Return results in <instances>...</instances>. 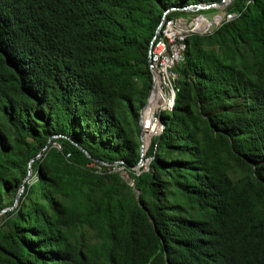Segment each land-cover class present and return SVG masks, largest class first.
I'll use <instances>...</instances> for the list:
<instances>
[{
  "label": "trees",
  "instance_id": "16d2710c",
  "mask_svg": "<svg viewBox=\"0 0 264 264\" xmlns=\"http://www.w3.org/2000/svg\"><path fill=\"white\" fill-rule=\"evenodd\" d=\"M220 1L0 0V264H264V0L187 36L135 169L165 12Z\"/></svg>",
  "mask_w": 264,
  "mask_h": 264
},
{
  "label": "built area",
  "instance_id": "2783aa9c",
  "mask_svg": "<svg viewBox=\"0 0 264 264\" xmlns=\"http://www.w3.org/2000/svg\"><path fill=\"white\" fill-rule=\"evenodd\" d=\"M235 15V13L229 14L228 18H232ZM184 20V17H176L173 19H167L165 17L162 29L151 46L150 57L152 61L150 62V68L152 72L155 71L158 77L162 79V85L165 87V90L167 88L169 90L166 91L168 100L164 108L165 110H172L174 108L176 93L178 91V88L174 85V79L177 77L174 67L183 59V54L187 48L186 38L193 32L192 29L194 28L193 24L191 26L188 20L186 22ZM182 22H184L185 26L181 24ZM151 160L152 157L145 156L141 167L144 166L148 169ZM120 163L122 162H117V165ZM117 167L124 169L123 165ZM140 168L135 169L141 172Z\"/></svg>",
  "mask_w": 264,
  "mask_h": 264
},
{
  "label": "water",
  "instance_id": "95a60500",
  "mask_svg": "<svg viewBox=\"0 0 264 264\" xmlns=\"http://www.w3.org/2000/svg\"><path fill=\"white\" fill-rule=\"evenodd\" d=\"M232 1H233V0H222V1H220V2H214V3H205V2H203V3H194V4H191V5H186V6H184V7H172V8H170V9H168V10L165 12V14H167L168 12H170V10H177V9H180V10H186V11H188V12H196V11H200V10H207V9H210V8H222V7L228 6ZM164 18H165V17H163V19H162V23L160 24V26H159V28H158V30H157V33H156L154 39L159 35V33H160L161 29H162V25H163V22H164ZM184 21L186 22L187 20L185 19ZM189 24L192 26L193 22L191 21ZM218 24H219V23H218ZM215 25H216V24H215ZM186 26H187V25H186ZM207 30H208V29H207ZM207 30H204V31L202 32V31H198L196 28H193V29H192L193 32H198V33H205V32H207ZM154 39H153V42H154ZM153 42H152V44H153ZM151 46H152V45H151ZM150 51H151V50H150ZM151 61H152V60H151V57L149 56V62H151ZM157 79H158V74L154 71V72H153V84H152V87H151V89H150V93H149V96H148L147 102H146V104L144 105V107L141 109V113H140V125H141V129H142V132H141V141H142V147H141V149H142V158H141V161L139 162V164H138L135 168H140V167H141V164H142V162H143V160H144V157L146 156V153H147V151H148V149H149V147H150V145H151V142H152V139L148 140L147 142H146L145 139H144V128H143V124H142V115H143L144 109L150 104V101H151V99H152V97H153V90H154V87H155L156 84H157ZM159 85H160V84H159ZM164 108H165V107H164ZM164 108L158 110V111L155 113V116L159 118L160 123H161V132H160V134L163 132V130H164L165 126H166V124L163 122L162 114H161L162 111L164 110ZM160 134H158V135H160ZM46 148H47V146L41 151V153H40L37 157L41 156V155L43 154V152L45 151ZM84 150L86 151V153H87L89 156H91L90 153H89L86 149H84ZM33 160H35V158H34ZM116 163H117V162H116ZM31 175H32V169H31V167H30V171H29L27 177L25 178V180H24V182H23V186H22L20 192H19L18 195H17V198H16V201H15V204H14L12 207H10V209L13 208V207H15V206L17 205V203H18V201H19V198H20L22 192L24 191V188H25V182L31 177ZM131 183H132V182H131Z\"/></svg>",
  "mask_w": 264,
  "mask_h": 264
},
{
  "label": "bare ground",
  "instance_id": "6f19581e",
  "mask_svg": "<svg viewBox=\"0 0 264 264\" xmlns=\"http://www.w3.org/2000/svg\"><path fill=\"white\" fill-rule=\"evenodd\" d=\"M207 27V22H204L199 27L197 26L196 29L198 31H203L206 30ZM166 93L165 87L162 85V79L158 77L157 84L153 90V97L150 104L144 109L142 115L144 139L146 142L152 139L153 136L158 135L161 131V123L159 118L155 116V113L166 106L168 100Z\"/></svg>",
  "mask_w": 264,
  "mask_h": 264
},
{
  "label": "rangeland",
  "instance_id": "374dc122",
  "mask_svg": "<svg viewBox=\"0 0 264 264\" xmlns=\"http://www.w3.org/2000/svg\"><path fill=\"white\" fill-rule=\"evenodd\" d=\"M233 2V1H232ZM231 2V3H232ZM230 3V4H231ZM226 6L225 7H222V8H218L219 9V11H216V12H214V11H204L203 12V10H200V11H196V12H186L185 14H184V19H186V20H188V23L189 22H191V21H193L196 17H198V18H196L195 20H194V22H193V27L194 26H200V25H202L205 21H203V16H206L207 18H209V19H213L214 18V16L215 15H217V14H223V19H224V17L227 15L226 14ZM208 10V9H207ZM227 16H229V15H227ZM222 22V20L219 22V24ZM181 24H183L184 26H185V24H184V22H182ZM219 24H216V25H213L211 28H208L207 27V29H209V30H212V29H214L216 26H218ZM197 26L195 27V28H197ZM206 29V30H207ZM204 31V30H203ZM202 31V32H203ZM166 91H169L168 90V88H167V90ZM153 137H156V136H153ZM117 170H120L119 168L117 169ZM123 174H124V176H125V178L126 179H128V180H130V182H132V180L131 179H129V176H128V174H127V172L126 171H124L123 170Z\"/></svg>",
  "mask_w": 264,
  "mask_h": 264
},
{
  "label": "clouds",
  "instance_id": "9594fccd",
  "mask_svg": "<svg viewBox=\"0 0 264 264\" xmlns=\"http://www.w3.org/2000/svg\"><path fill=\"white\" fill-rule=\"evenodd\" d=\"M191 5V4H190ZM166 15V14H165ZM165 15H164V17H165ZM206 33V32H205ZM151 50V49H150ZM165 110V109H164Z\"/></svg>",
  "mask_w": 264,
  "mask_h": 264
}]
</instances>
